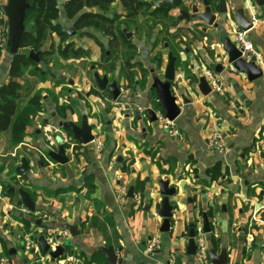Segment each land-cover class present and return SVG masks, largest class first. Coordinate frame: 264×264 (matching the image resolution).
Segmentation results:
<instances>
[{"label":"crops","instance_id":"crops-1","mask_svg":"<svg viewBox=\"0 0 264 264\" xmlns=\"http://www.w3.org/2000/svg\"><path fill=\"white\" fill-rule=\"evenodd\" d=\"M243 1L227 0L230 8L242 7ZM66 2L57 0L60 11L58 21L64 31L73 28V20L65 15ZM5 3L6 0H0V6ZM118 8L117 13L122 14L120 4ZM249 11L250 21L253 15L262 21L247 34L262 55V63L258 67L264 74V9L250 5ZM170 15L176 21L175 26L169 28L171 40L164 43L160 50L153 49L155 40L151 43L150 55H160L159 62L155 60L149 68V52L143 47H139L140 57L126 61L131 65L141 63L148 73L154 70L162 77L168 53L172 52L177 58L173 91L179 98L181 114L174 122L182 139L171 137L163 130L159 120L156 123L150 121L147 110L153 108L152 102L156 101L149 91L151 74L147 77L144 90L135 84L130 87L123 80L125 84H119L122 96L114 102L110 92L100 91L96 84L95 87L91 84L87 86L84 79V94L74 93V90H81L79 72L68 87L70 102L75 104L73 110L67 108L66 118L63 119L56 114L54 104L48 103L44 97L46 113L35 119L39 126L29 130L24 142L14 149L26 146L25 150L33 157L29 159L32 167L38 168L39 162L46 165L39 154L57 147L50 148L47 144L42 135L44 128L47 125L59 126L60 122L69 119L80 125L86 115L90 125L95 126L93 133L98 126L101 127L105 147L103 159H96L91 144L82 146L76 142L73 151L67 149L68 165H48L44 171L17 174V178H25L26 184L37 186L38 193H45V198L36 200L32 197L38 210L34 217L44 220L43 226L27 228L13 217L20 211L14 205L18 197H13L12 204L5 202L9 220L6 224L11 226L16 239L13 241L4 231L0 258H6L11 264H23L26 258H30L28 264L39 263L37 259L42 258L39 256L41 250H36L33 256L26 251L21 252L17 236L35 229L41 232L48 227L64 229L65 224H70L78 226L80 236L72 238L70 235L59 243L64 245L70 240V251L65 249L64 256L55 263L44 257L42 264H73L69 258H75L81 264H107L100 252L102 247L117 253L122 264H203L197 251L194 256L188 255L187 234L188 225L194 222L196 237V227L201 224L203 228L202 216L206 214L211 224V233L204 234L208 254L213 250L220 255L222 249H226L227 264H260V243L264 240V75L250 82L246 75L227 64L215 31L208 28L204 32L206 25L203 23L178 21L179 11L176 9H170ZM236 31L234 29L232 33V40ZM56 39L57 36L53 35L52 43ZM173 40H177V47L172 44ZM165 44L169 47L165 48ZM79 46L84 47L83 44ZM87 52L95 51L87 49ZM64 62L60 60V63ZM10 63L11 60L0 67L3 80L7 79ZM219 65L223 68L217 71ZM120 68L121 64L117 62L116 69ZM134 71L137 70L134 68ZM208 71L217 74L226 83V98L213 91L208 96L199 93V79L206 78ZM56 78L64 81L65 72L56 73ZM135 80H141L140 74L136 73ZM181 96L188 101L187 104L182 102ZM64 102L62 100L60 104L59 100L58 105L61 107L67 103ZM138 107H144L145 112L139 113ZM39 131L40 134L37 133ZM215 132L221 133L226 145L224 150L209 147L208 139ZM6 136L10 141L7 133ZM45 158L49 163L46 155ZM7 162H2L4 167L0 170L6 166L9 169L11 162ZM216 167L221 175L213 180L212 171ZM161 179L170 181V187L177 190L171 198L175 211L171 231L167 233L161 231L163 219L156 215L161 200L158 186ZM19 187L25 186L19 183ZM121 187H126L128 192L132 187L135 197L140 196L138 208H135L134 200L120 199ZM3 190L8 196V186L3 189L0 184V194ZM175 220L180 223L174 225ZM177 236H180L179 240ZM153 239H158L160 246L155 251H149ZM250 243L251 249L248 246ZM13 250H17L16 254L10 255Z\"/></svg>","mask_w":264,"mask_h":264},{"label":"water","instance_id":"water-1","mask_svg":"<svg viewBox=\"0 0 264 264\" xmlns=\"http://www.w3.org/2000/svg\"><path fill=\"white\" fill-rule=\"evenodd\" d=\"M240 8H230L227 0H165L160 3L161 7L168 9H176L179 11L178 21L199 22L206 25L203 28L204 32H207L208 28H211L217 33L216 39L220 42L221 47L226 55L227 64L232 66L236 71L247 76L250 82L258 80L263 77V71L258 67L256 62H246L242 59V51L238 49L233 40L231 39L234 29L240 32H249L252 29V23L249 18V6L253 5L257 8L264 9V0H244ZM201 6L203 9H201ZM32 5L28 4L27 0H6V3L0 6L1 14L6 18L5 24L7 25V47L11 57H15L22 53L20 49V43L23 34L27 31L26 28V12ZM125 34L129 39L133 34L130 31L125 30ZM72 36L75 32L73 29L67 31ZM169 45L165 44V48ZM41 52L35 53L34 51L28 52V58L35 62L40 63ZM176 62L177 58L172 52L168 53V63L165 68L162 77H159L154 70L150 71L151 81L149 91L155 96L160 110L164 117L169 121H175L181 114L179 105V98L174 95V84L176 82ZM222 66L217 67L218 70H222ZM94 81L100 91H108L112 95L114 102L122 96V91L117 84V81L109 83L107 76L101 77L98 72H94ZM198 91L202 96H208L211 93V88L205 77L199 79ZM181 100L184 104L188 101L181 96ZM129 106L127 105V108ZM147 114L151 123H156L157 117L155 110L149 108ZM140 118V117H139ZM48 123H46L47 125ZM59 127L68 131L72 138L82 146H88L94 140L93 130L94 125H90L88 117L84 115L80 125H77L73 120L69 119L59 123ZM40 134V131L37 132ZM57 149H47L45 151L46 157L49 159V165L66 166L70 163L66 146L60 137H56ZM120 161V160H119ZM48 165H44L41 162L38 163L39 170H45ZM32 168L31 161L25 157L21 159V164L17 168L16 173L19 175H26ZM159 195L161 200L159 201V209L156 211V215L163 219L162 232H170L172 221L174 219L175 207L171 204V198L177 193L176 187H170V181L160 180L158 182ZM8 196L18 197V201L15 204L19 212L14 213L13 217L18 220H24L32 227L41 228L43 226L42 219H36L34 216L38 212L37 203L32 198L30 193L23 187H19L18 183L14 186H8ZM128 198L132 201L134 198V189L131 187L128 192ZM203 218V232L204 234L211 233V224L206 214ZM178 220L174 221V225L179 224ZM66 229L72 238L80 236L77 225L65 224ZM195 223L192 222L188 225V255H196L197 246L195 243ZM178 240L180 236L176 237ZM38 245L41 250L42 258H50L52 263H55L58 259L62 258L65 253V249L72 246L71 241H66L64 245L57 246L55 251H50L49 246L46 243L44 235H40L38 239ZM21 252L24 251L23 247H20ZM17 250L10 251V255H15ZM100 252L104 255L107 264H122V261L118 258L117 253L107 247H102ZM36 249L30 251V255H36ZM210 261L212 264H227L228 255L226 249H222L220 255H217L215 251L209 253ZM39 260V259H37ZM23 264L30 263V258L24 259Z\"/></svg>","mask_w":264,"mask_h":264},{"label":"trees","instance_id":"trees-1","mask_svg":"<svg viewBox=\"0 0 264 264\" xmlns=\"http://www.w3.org/2000/svg\"><path fill=\"white\" fill-rule=\"evenodd\" d=\"M163 1L165 0H67L65 15L69 20H73L75 32L91 37L88 30L99 31L109 39V46H112L117 52L120 46L133 48L132 40L127 37L124 30H129L131 24L137 22L140 17L147 16L149 20H146L145 23L150 24L152 29H155L157 23L163 25L166 20L175 26L176 21L170 15V9L160 6ZM27 2L32 7L26 12L27 31L23 34L20 43V49L23 51L11 59L7 79L0 85V134L9 133L12 146H18L24 142L28 136L29 128L33 126L38 114L44 112L43 96L39 93H35L26 105L23 106L21 103L22 78L30 68H39L38 64L28 58L26 52H41L40 61L49 65L50 62L45 61V58L55 54L54 43L51 40L53 35H56L59 39L57 55L61 59H79L87 57L88 53L84 48L69 41L70 37L67 31L63 30L58 21L60 11L57 0H27ZM116 3L122 6L123 13L111 16L109 15L110 10ZM169 28L166 29L167 32H169ZM97 42V45L102 49V43ZM127 60L132 59L127 58ZM126 68H136L142 79V82L140 80L136 82L135 75H128L127 82L130 87L133 84L141 86L140 83L146 86L149 73L141 63L131 65L126 61ZM112 69L115 70V67L113 66ZM42 81H45V77L42 78ZM152 103L153 108L160 111L158 103L155 100ZM66 111L65 105L57 106L56 114L65 119ZM67 133L72 136L68 131ZM220 175L221 173L216 167L212 171V179L214 180ZM19 221L27 228L31 226L27 221ZM66 251H70V247L66 248Z\"/></svg>","mask_w":264,"mask_h":264},{"label":"rangeland","instance_id":"rangeland-1","mask_svg":"<svg viewBox=\"0 0 264 264\" xmlns=\"http://www.w3.org/2000/svg\"><path fill=\"white\" fill-rule=\"evenodd\" d=\"M118 4L116 3L110 10L109 15L117 14L119 11ZM120 14V13H119ZM149 20L147 16L140 17L137 22L131 24L129 30L131 33H133V37L131 38L133 48H127L120 46L116 50L112 46H109V39L104 37L99 31L95 30H89L92 34L90 36H86L85 34H81L80 32H76L72 37L69 38V40H73L76 46H79V44H83L85 47V50L87 52V49H91L92 51H95L94 53H87V57L79 58V59H69L64 60V63H60L61 58L57 55V47L59 45V39L53 40L54 42V51L55 54L51 57L45 58V61H49L50 64L43 65V63L40 61L38 64L39 68H30L28 72L26 73L25 77L22 78L21 82L23 83L22 88V99L21 103L22 105H26L28 101L33 97L35 93H39L43 96V109L44 112L39 113L36 118H40L42 114L46 113L47 104L44 100V97H46L48 103H52L55 106V112L57 111V106H59L58 102L60 100V104L62 103V100L65 101L64 105H67L65 107L73 110L74 105L70 102V97L68 94V87H71L69 84L71 80H75V78L78 77L79 72H81V76L79 77V85L81 87V90L78 92L77 90H74V93H79V95L84 94V90L82 88V79L85 80V83L87 86L90 84L92 87H95V81H94V72H98V74L103 77L107 76L109 79V83H112L115 79L117 81V84L119 85L121 82L123 84L128 83L127 78L128 75H137L139 74L137 71H131V69L126 68V60L127 58H131L132 60L140 57L141 52L139 47H143L145 51L149 52V59L150 64L149 68H152L154 61H159L158 54L150 55L152 42L155 40V43L153 44V49L158 48L163 49L164 43H167L170 41L171 37H169L171 34H169L166 29L171 27L172 24L168 20L164 22L163 25L158 24L155 27V29L151 28L150 24H146L145 21ZM126 30V29H125ZM124 30V31H125ZM160 30V31H159ZM99 41L102 43V49L99 50V46L97 45ZM177 40H173L172 44L177 47ZM52 42V40H51ZM83 47V48H84ZM8 47H0V67L2 68L3 65H6V63L12 59L11 55L9 54V51L7 49ZM169 50V49H168ZM23 51V50H21ZM28 55V52H26ZM6 62V63H5ZM119 62L121 64L120 69H116V63ZM113 66L115 67V70H113ZM41 67V68H40ZM40 69V70H38ZM136 69V68H135ZM38 70V72H37ZM137 70V69H136ZM54 71V73L52 72ZM60 71L65 72L66 78L65 80H58L56 78V73H59ZM37 74V75H35ZM150 74V73H149ZM30 75H35L31 77ZM149 76V75H148ZM45 77V81H42V78ZM125 83H124V81ZM5 81L2 77H0V84ZM142 82V79L140 80ZM148 82V80H147ZM141 86L139 88L141 90L146 89V86H144L143 83H140ZM133 86V85H132ZM93 92H97V90H93ZM105 93H109L105 91ZM110 95V94H109ZM83 98V97H81ZM154 99V98H153ZM44 117V116H43ZM68 119V118H67ZM35 122V120H34ZM38 122L33 123V126L29 128L30 131H32V128L38 127ZM3 135L0 136V167H4L2 162L8 161L11 162V166H6L5 168H2L4 170H0V184L2 185V188L4 189L6 186H14L15 183H22L24 189L32 195V197L36 200L41 198H45V193H38L37 186H33V184L28 185L25 183V178H17V175H15L14 166H19L21 163V159L23 157L25 158H33L30 157V154L27 153V150H25L27 147L22 146L20 149H14L15 146H12L9 138L7 139L6 133H2ZM9 136V133H7ZM45 153L43 152L39 154V158L42 159L46 165H49L47 163L45 158ZM10 160V161H9ZM32 160V159H31ZM7 162V163H8ZM16 167V166H15ZM8 169V170H7ZM38 172L40 171L38 168L32 167L29 172ZM20 180V181H19ZM4 191V192H3ZM0 194V242L1 239L4 237L3 233L4 231H7V236H9L13 241L16 239L14 236V233L10 230L11 226L9 224V220L7 218V213L5 211V202L13 203V197L6 196L5 190H3ZM5 196V197H4ZM3 199L5 201L3 202ZM15 205V204H14ZM3 236V237H2ZM8 237V238H9ZM19 245V244H18ZM20 246V245H19ZM38 258V256H36ZM43 259L39 258V263L36 264H42Z\"/></svg>","mask_w":264,"mask_h":264},{"label":"built area","instance_id":"built-area-1","mask_svg":"<svg viewBox=\"0 0 264 264\" xmlns=\"http://www.w3.org/2000/svg\"><path fill=\"white\" fill-rule=\"evenodd\" d=\"M5 22H6V18L1 14L0 47H4V48L7 47V38H8L7 25L5 24ZM260 22L262 21L253 15L251 19V23H252L251 30H253V28L257 26V24H259ZM247 33L248 32L236 31L233 36V42L238 47V49L242 51L241 57L243 60H245L246 62L254 61L256 62L257 65H260L262 63V55L257 50L253 42L250 40ZM206 78L209 81V85L212 91L217 95L226 98V94L228 92L226 83L222 81L217 74L211 71H208L206 73ZM137 110L139 113L145 112L144 107H138ZM155 113L157 120L162 122V128L165 132H167L173 138L182 139V134L180 133L174 121L172 122L167 120L162 114V112L159 110H155ZM101 131H102L101 127L98 126L96 132L93 133L94 140L91 143V145L93 146V152L95 153V157L98 161H101L103 159V155L105 151L103 133ZM42 135L46 139L47 144L50 146V148L57 145L56 143L57 136L61 138L63 144L70 152L73 151L76 146V141L72 138V136H70L66 131L62 130V128H60L57 125H47L44 128ZM208 145L211 149L224 150L226 148V145L224 143V140L220 132H215L212 134V136H210V138L208 139ZM119 197L122 200L128 199V189L126 187H121ZM132 200H134L135 202L134 203L135 208H138L141 204L140 196L135 197L134 195V198ZM40 235H44L46 243L50 248L49 252L55 251L57 246L61 244V241L70 238V233L66 229H60L55 227H48L47 229H44L41 232H38L37 229H35L34 231L24 232L18 235L17 238L19 239L24 251H26L30 255V251L32 249H36L40 252L38 245V239ZM195 242L197 245V256L199 260L203 264H210L208 246L201 224H199L196 227ZM159 246L160 243L158 239H153L150 242L149 251H155L159 249ZM248 246L251 249L252 243L248 244ZM260 247L262 250L260 264H264V240L262 243H260ZM68 260H70L73 264H81V262L75 258H69ZM42 263H44V260ZM0 264H11V263L6 258H0Z\"/></svg>","mask_w":264,"mask_h":264},{"label":"flooded vegetation","instance_id":"flooded-vegetation-1","mask_svg":"<svg viewBox=\"0 0 264 264\" xmlns=\"http://www.w3.org/2000/svg\"><path fill=\"white\" fill-rule=\"evenodd\" d=\"M72 29H73V28H72ZM74 32H75V31H74ZM75 33H76V32H75ZM75 33H74V34H75ZM74 34H73V35H74ZM68 35H69V34H68ZM73 35H72V36H73ZM72 36L69 35V37H72ZM69 41H70V40H69ZM20 164H21V163H20ZM19 166H20V165H19ZM19 166H17L16 169H15V175H17L16 170H17V168H18Z\"/></svg>","mask_w":264,"mask_h":264}]
</instances>
